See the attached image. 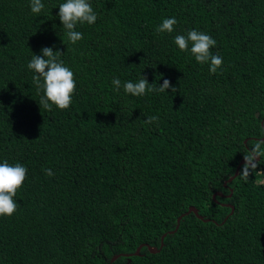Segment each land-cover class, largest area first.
I'll list each match as a JSON object with an SVG mask.
<instances>
[{
  "label": "trees",
  "instance_id": "16d2710c",
  "mask_svg": "<svg viewBox=\"0 0 264 264\" xmlns=\"http://www.w3.org/2000/svg\"><path fill=\"white\" fill-rule=\"evenodd\" d=\"M64 2L33 14L0 0V163L27 168L17 210L0 216V264H264V154L240 175L264 141V0H89L97 20L77 24L75 44ZM193 29L217 42L215 74L174 44ZM43 47L74 73L66 110L39 106L27 63ZM141 76L171 87L111 83Z\"/></svg>",
  "mask_w": 264,
  "mask_h": 264
},
{
  "label": "clouds",
  "instance_id": "9594fccd",
  "mask_svg": "<svg viewBox=\"0 0 264 264\" xmlns=\"http://www.w3.org/2000/svg\"><path fill=\"white\" fill-rule=\"evenodd\" d=\"M29 7L33 14H39L44 4L42 0H29ZM58 9L57 16L72 44L83 38V34L75 30L77 24L91 25L97 20V14L89 0H65L58 6ZM176 23L177 20L174 17L164 18L155 30L157 33H171ZM216 43L210 35L195 29L189 30L185 35L174 37V44L181 51L189 52L199 64H209V72L212 74H215L223 63V57L219 54L214 55L210 51ZM59 54H61L59 51H53L51 47H43L41 54H32L27 63L28 69L34 73L33 84L38 92L43 93L40 96L39 106L47 111H51L53 105L59 110L68 109L76 87L73 71L59 59ZM111 83L115 90L119 91L122 87L125 93L132 96H143L147 92H166L171 87L167 79H164L158 87H154L143 76L138 82L125 81L122 83L119 78H113ZM174 90L175 88H172V91ZM157 120L158 117L149 116L145 123H153ZM262 144L264 141L255 142L253 147L243 155L244 164L240 172L243 179H246L250 170L256 167L257 158L264 154L261 151ZM44 173L49 177L54 175L51 169H44ZM26 174L27 168L19 162L10 164L5 160L0 163V216H11L17 210L18 204L14 197L26 179Z\"/></svg>",
  "mask_w": 264,
  "mask_h": 264
},
{
  "label": "water",
  "instance_id": "95a60500",
  "mask_svg": "<svg viewBox=\"0 0 264 264\" xmlns=\"http://www.w3.org/2000/svg\"><path fill=\"white\" fill-rule=\"evenodd\" d=\"M240 163H244V160L242 159V160L240 161ZM237 169H238V167H237ZM237 172H238V171L236 170L233 176H235V175L237 174ZM233 176L230 177V178L228 179V181H230V180L233 178ZM224 184H225V183H224ZM213 196H214V195H213ZM189 212H193L197 217L202 218V216L199 215V214L197 213V210H196L193 206H190V207L187 209V211H186L185 213H183V214H188ZM183 214H181V215L178 217L177 222H179V219H180V217H181ZM177 226H178V224L176 225V228H177ZM147 247H148V250L151 251V252H155V251H156V248H155V247H151V246H147ZM139 249H140V246L137 247V249L135 250V252H134L133 254L137 255V254L139 253ZM118 256H119V255H114V256L110 259V262L114 261ZM110 262H109L108 264H110Z\"/></svg>",
  "mask_w": 264,
  "mask_h": 264
}]
</instances>
